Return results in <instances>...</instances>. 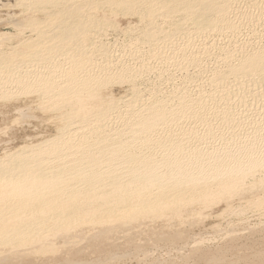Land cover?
Here are the masks:
<instances>
[{"label": "bare ground", "instance_id": "obj_1", "mask_svg": "<svg viewBox=\"0 0 264 264\" xmlns=\"http://www.w3.org/2000/svg\"><path fill=\"white\" fill-rule=\"evenodd\" d=\"M28 3L45 9L49 18L46 26L35 21L36 27L27 20L36 33L24 44L25 59L9 63L11 55L0 51V97L36 91L50 103L68 105L70 112L65 109L66 124L57 138L0 163V172L5 170L0 243L20 244L46 222L59 229L155 214L163 204H180V193L205 199L214 186L230 190L264 165V0H24ZM103 8L145 21L140 44L116 55L105 50L98 59L86 49L83 57L85 33L99 22L91 13ZM175 14L180 19H169L173 24L167 27L166 17ZM161 15H168L163 23ZM147 61L186 76L179 84L171 77L172 90L156 86L121 106L99 102L98 110L87 109L101 96L93 87L112 80L110 71L129 78L146 74L155 69ZM165 77L159 84L170 80ZM82 91L87 98L79 96ZM42 160L47 163L39 164ZM129 178L140 184L132 186ZM108 190L111 198L105 196ZM255 255L264 261V251ZM220 256L214 254L212 263L224 264Z\"/></svg>", "mask_w": 264, "mask_h": 264}, {"label": "rangeland", "instance_id": "obj_2", "mask_svg": "<svg viewBox=\"0 0 264 264\" xmlns=\"http://www.w3.org/2000/svg\"><path fill=\"white\" fill-rule=\"evenodd\" d=\"M29 4H24V0H0V51L2 50V53L11 55L12 62L10 58L8 60L9 63H15V61L17 62L23 57V59L27 57V47L24 44L30 38H34L36 33L28 25L30 24L29 22L32 21L31 25L34 27L39 23L38 21H40V25L38 24L37 26H41V24L46 26L49 18L46 12L44 16L43 12L45 9L40 6H37L38 8L30 6ZM38 9L40 11L42 9L43 12ZM99 10V14L92 11L91 15L98 16L97 18L94 16V18L99 22L101 21L100 23L97 22L100 27L97 26L85 33L86 37L84 36L83 38L85 46L79 53L80 55L85 57V54L91 52L92 56L98 59L105 50L115 54L123 49H126L125 51H133L135 47L139 46L138 38L141 36L145 21L136 15L130 16L117 11L111 12L106 8ZM165 16L168 15H163L162 18L164 19H161L162 21L159 20V23H163V20L165 21L167 18L165 21V24L168 22L167 27L170 23L171 25L173 22L176 23L174 21L177 20L176 17L178 20L180 19L178 14L173 15V17L176 16L173 19L172 16L166 18ZM156 18L158 20L161 17ZM169 19L173 22L168 21ZM17 20H22L23 23L20 24ZM35 21H37V24ZM24 22L28 23L24 24ZM90 45L94 47L92 46V48ZM89 48L93 50L91 49V51ZM110 49L111 51H109ZM22 50L25 51L23 52ZM96 54L100 55L97 56ZM147 62L149 64L155 63L154 61ZM3 63H7V60L6 62L3 61ZM158 63L150 64V67L153 66L152 69L155 68L152 72L140 74L141 76L132 74L130 78L128 74L123 75L121 72L120 74L117 70H113L115 72L110 71V73L115 74L113 77L112 74L110 75L112 80H109L106 85L103 83L101 84L103 86L93 87L95 91L97 90L101 93V100L95 98V102H88L91 106L87 103L86 105L89 106L87 109L89 110L97 105V108L93 107L92 109L96 108L98 110L101 105L104 107V104L107 103L109 105L107 107H110V105L111 107L113 105V108L116 105L121 106L126 101V103L132 101V98L135 100L141 95H144V97L148 96L147 92H150V89L156 88V86L164 91L172 90L169 86L170 81L172 82L174 78L173 81L175 80L176 82H174L179 84L184 79L183 77L186 76V74L184 76L183 73L173 69V67L169 66V68L162 63H159L160 68ZM206 64L209 65L210 62H206ZM162 68L170 69L168 71L169 76L167 72L161 71ZM157 73H161L162 76L159 74L158 76ZM116 74L117 76L119 75V78ZM204 75L206 76V72L200 77ZM165 76H167V79L170 77L169 82L163 81V84L161 82L162 85L159 84L160 79L166 78ZM159 77L162 78L159 79ZM119 79L121 80L119 81ZM190 85L193 87V84ZM192 89L194 90V88H190V90ZM83 92L85 91L78 93L79 96L83 95L81 98H87V93ZM133 96L136 97L134 98ZM107 98L108 100H106ZM99 102L101 103L100 106ZM51 104L55 103L45 100L36 91L16 92L9 97H0V163L3 161L10 162L14 159L15 154L22 153L24 149L42 146L47 140L57 138L61 134L62 127L66 124L65 112H70V107L68 105H65V107L62 103L59 106V103L55 104V107ZM55 109L57 110L55 111ZM119 126L120 124L115 125L117 128ZM38 163L45 165L47 161L42 160L38 161ZM254 171L247 173L248 175L246 174L247 176L245 175L241 180L239 179V184L237 183L233 187L234 189L231 188L225 191L218 186H214L212 188L214 192L210 191L208 197H206L207 199H191L188 193H180L178 196L180 197L182 194V204H179L180 201L178 204L174 203V206L171 204L173 207L170 204H163L165 206L161 205L163 208L160 206L158 211H156L157 213L155 212L154 214L152 212L154 215L147 212L148 214L122 218L125 222L122 219L108 220L109 222L97 220L92 223H74L59 229H53L51 224L46 222L43 224V226L45 225L43 230H32L33 232H30L31 229H27L28 231H26L28 234L30 232V235L27 234L28 238L25 241H19L20 244L0 243V264H213L212 256L214 254L220 256L219 252L222 254L220 257L224 264H264V261H259L255 255L264 251V165ZM2 172L4 173L5 170L0 173L3 174ZM131 181L134 187L140 184L139 179ZM2 183L1 180L0 185ZM105 193L108 194H105L106 197L111 198L109 190ZM177 206L179 208H176ZM48 229L50 232L45 233ZM36 233L39 234L38 238ZM33 236H35L36 241ZM196 246H199V248L196 249Z\"/></svg>", "mask_w": 264, "mask_h": 264}]
</instances>
